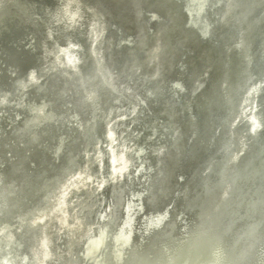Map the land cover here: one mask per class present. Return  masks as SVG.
Wrapping results in <instances>:
<instances>
[{
  "label": "water",
  "instance_id": "water-1",
  "mask_svg": "<svg viewBox=\"0 0 264 264\" xmlns=\"http://www.w3.org/2000/svg\"><path fill=\"white\" fill-rule=\"evenodd\" d=\"M20 1L26 3L24 7ZM7 8L6 22L0 17V53L5 62L0 69V94L6 92L0 97V114L7 117V125L0 118V192L5 200L0 236L6 233L9 237L3 242L0 239V253L4 247L8 250L13 245L14 251L19 245L17 250L32 261L39 253L34 249L40 238L51 249L55 241L66 245V233L57 240L51 231L58 222L48 223V217L33 219L53 199L62 202L61 184L81 167L108 178L98 191L103 194L100 197L83 187L64 197L75 194L85 202L83 210L76 212L85 226L102 224L109 235L111 226H139L148 223L150 215L167 211L166 223L150 229L151 236L135 245L124 264H251L247 256L259 249L264 238V0H0V14ZM38 9L46 17L39 16ZM127 27L134 35L124 33ZM138 27L141 42L147 39L151 46L148 50L147 46H142L144 51L138 48ZM249 30L253 31L250 40L245 35ZM33 33L38 37L37 49L25 51L19 42ZM41 37L48 43L44 47ZM71 42L78 46H70ZM170 42L173 47L167 59L165 49ZM61 46L78 52L79 58L60 51ZM122 47L134 49L114 55L111 60L118 62V68L109 70L106 54ZM250 48L260 49L261 57ZM183 50L177 60L174 56ZM163 56L166 69H174L165 82L160 77L162 64L159 66ZM133 57L143 59L142 69ZM87 64L89 70L84 73ZM114 69L121 70L119 75ZM143 69L151 73L138 77ZM31 71L35 75H29ZM131 76L143 89L142 95L133 87L125 89L133 81ZM53 77L60 79L54 80L58 85L45 87ZM22 79L26 84L18 81ZM156 83L161 84L150 89ZM228 89L232 90L229 105L225 102ZM19 92L24 98L15 100ZM38 93H48V97ZM100 93L104 95L102 106L97 100ZM33 95L39 97L38 103L32 101ZM186 98L201 101L198 106L182 107L179 102ZM43 100L51 101L44 104ZM253 101L258 122L251 129L250 118L240 114ZM61 103L66 116L49 113L51 105ZM124 112L113 128L119 145L124 141L129 145L128 133L138 131L140 143H136L143 149L131 156L148 169L145 177H139L144 180L139 187L129 183L133 178L125 181V176L120 183L109 178L110 153L104 145L108 142L107 123ZM155 116L158 123L151 121ZM175 116L184 127L190 126V120L196 133L185 140L187 135L171 121ZM48 126L54 127V133L40 141L35 131ZM182 139L183 148L179 145ZM149 141L161 146L153 148ZM99 143L103 153H96ZM241 147L243 151L235 157ZM153 173L155 178L150 179ZM155 179H159L156 184ZM134 188L141 190L140 209L147 214L139 222L128 218L126 195ZM108 203L110 207L105 209ZM103 208L110 214L100 218ZM68 209L71 221L72 207ZM134 236L131 233L130 241ZM80 247H71L74 256L69 261L90 264L88 259L81 262L85 252Z\"/></svg>",
  "mask_w": 264,
  "mask_h": 264
},
{
  "label": "bare ground",
  "instance_id": "bare-ground-1",
  "mask_svg": "<svg viewBox=\"0 0 264 264\" xmlns=\"http://www.w3.org/2000/svg\"><path fill=\"white\" fill-rule=\"evenodd\" d=\"M20 3H21V5H22V7H24L25 6V4L26 3H24V2H22V1H20ZM9 11V9L7 8L6 10H4V13L3 14H0V17L2 18V16L5 14V13H7ZM39 11V10H38ZM40 14V13H39ZM6 16V17H5ZM5 16H3V18L1 19V22H6V18L8 17V15H5ZM44 17H45V15H44ZM7 20H9V19H7ZM110 26H111V22H110ZM123 25H121V27H122ZM124 27V26H123ZM140 28L141 27H138V30L136 31V33L138 34V38H139V44H138V48H139V50L140 51H144V48H145V46H147L148 48H146L147 50L148 49H150L151 48V46H149L148 45V43H147V39H142V42H141V34H140ZM118 29V28H117ZM243 29V28H242ZM121 32V31H120ZM125 32L126 33H128V32H132V33H135V32H133V31H131V29L129 30V29H126L125 30ZM253 33V31H251V30H249V31H247V33L245 34L246 36H247V38L250 40V38H251V34ZM35 35V34H34ZM121 35V34H120ZM133 35V34H132ZM118 36H119V34H118ZM112 37H115V35L114 34H112ZM34 38H36V37H34ZM42 38V41H44L43 40V37H41ZM118 38V37H117ZM137 38V39H138ZM26 39L28 40V37H27V35H26ZM31 39V38H30ZM37 39V38H36ZM33 40V39H32ZM31 40V41H32ZM29 41V40H28ZM41 41V42H42ZM21 42H23V41H21ZM35 42V41H34ZM26 43L27 42H25V47H26ZM32 43V42H31ZM164 43V42H163ZM42 44H43V47L44 46H46V44H48L47 42H42ZM29 45V44H28ZM31 45V44H30ZM34 45H35V43H34ZM70 46H72V47H76V46H78V42H71V44H69ZM167 45V44H166ZM37 46V45H36ZM144 48H143V47ZM168 46V45H167ZM173 47V45L171 44V42L169 43V46L165 49L166 50V54L167 53H169V54H167V59H168V56L169 55H171L170 54V52L169 51H171V49H170V47ZM257 46L256 45H254V49L256 48ZM24 48V47H23ZM28 48H30V47H28ZM27 48V49H28ZM32 48V47H31ZM34 48V47H33ZM37 48V47H36ZM27 49H25V50H27ZM130 49H133V48H130ZM136 49V48H135ZM29 50V49H28ZM31 50V49H30ZM30 50H29V52H30ZM64 50H67V54H68V56L70 55V57H76V58H79V53L78 52H76V51H74V50H68L67 49V46H61V48H60V51H64ZM111 52H112V55L110 54V53H108V55L106 54V56H108V57H110V60L113 58V56L114 55H116V54H119V53H121V52H123V53H125L122 49H118V50H114V48H111V50H110ZM179 51V50H178ZM254 51V53H255V56L256 55H259L260 57H261V53H260V49L258 50V52L256 51V50H253V49H251L250 48V52H253ZM185 52V50H183L180 54L178 53L177 55H175L174 57L177 59V60H180L181 59V55L183 54ZM165 54V55H166ZM3 56V55H2ZM254 56V57H255ZM264 56V55H263ZM108 57H107V62L109 63V64H114V65H111V66H109V65H107L106 64V66L107 67H111L112 68V66L114 67V68H118L117 67V65H118V62L117 61H114L113 62V60H109L108 59ZM133 58H135V64H137L138 65V67H139V65H140V68L142 69L143 68V59L142 58H140V57H133ZM2 59H3V57H2ZM56 59L60 62V63H62L61 62V59H60V57L57 55V57H56ZM154 59H156V56L154 57ZM167 59L163 56L162 57V60H160V62H159V66H161V64H162V70L163 71H161L160 70V77H162V79L164 78V82L166 81L165 79H168L170 76H171V73L173 72V68H171V71L170 70H167L166 69V67H167ZM132 60V58H130V59H128L127 61H125L126 62V65L130 62ZM185 63H186V61L185 60H183ZM2 62V61H1ZM188 63V62H187ZM98 64H99V60H98ZM125 64V63H124ZM1 65V64H0ZM11 67H14V66H11ZM2 68V67H1ZM110 68V69H111ZM145 68V67H144ZM109 69V70H110ZM166 69V72H168V73H170V74H167L164 70ZM88 70H89V64H87L85 67H84V69H83V72L84 73H86V72H88ZM115 71H116V75H119V71H121V70H123V68L121 69V70H119V69H114ZM144 71L141 73V75L140 76H138V77H143V76H149V74L151 73V70L150 69H143ZM125 71V70H124ZM126 72V71H125ZM176 72V71H175ZM120 74H121V72H120ZM29 75H35V72L34 71H31L30 73H29ZM178 76V75H177ZM181 76V75H180ZM53 78H55V79H51V78H49L48 79V81H46V84H45V87L47 86V87H51V86H54V87H56L57 85H58V83L57 82H55L54 80H58V81H60V79H57V77H53ZM36 79L38 80V81H40L39 80V78L38 77H36ZM136 79V78H135ZM135 79L132 81V83H129V82H127V87L128 88H126L125 87V89H129L130 87H133V89H136L137 90V94L138 95H142V92L141 91H143V89L142 88H140V86H139V84H137L136 82H135ZM179 80H183V78H182V76L181 77H179L178 78ZM203 80V79H202ZM201 80V81H202ZM19 82H21V84H26V81L25 80H18ZM125 82H126V79L124 80ZM260 83V82H259ZM159 84H161V83H156V84H154L153 86H149L150 87V89H151V87H153V88H155L154 86H159ZM227 84H228V81H227ZM252 87V86H251ZM253 87H255V86H253ZM228 91H229V93L226 95V98H225V102L227 103V105H229L228 104V99H229V95H230V93H232V90H229L228 89ZM52 94H53V91L51 92ZM93 93H94V90H93ZM4 94H6V92L5 91H3L1 94H0V97H3V95ZM103 93H100V94H98L97 95V100L99 99V101H98V104L100 105V106H102V103H103V100H104V95H102ZM38 95L40 96V97H42V96H44V97H48V93H44V94H42V93H38ZM24 96V94L21 92H19V93H16L15 95H14V99L15 100H19V99H22V98H24L23 97ZM38 96L37 95H33L32 97H31V99H32V101L33 102H37L36 100L39 98H37ZM43 97V98H44ZM26 98V97H25ZM165 100L166 99H168V102L169 103H171L170 101H169V98H164ZM186 99H188L187 101H185L184 102V99H181L182 101L181 102H179L180 104H181V106L182 107H184V106H188V105H191V104H193V105H196V106H198L199 104H200V98H198V99H195V98H193L192 100H191V98L189 99V98H186ZM204 99H207V98H205L204 97ZM2 100V99H1ZM47 100V99H46ZM46 100H43L44 101V104H48V101H51V100H48V101H46ZM96 99L94 100V101H97ZM70 101L71 102H73V98H71L70 99ZM38 103V102H37ZM37 103H35V104H37ZM255 104V105H254ZM40 104H38V105H36V106H38V107H44V105H40ZM62 105H63V103H61V104H55V105H51V108H50V111H49V113L50 114H52L53 116H62V117H64V116H66V114L65 115H63L62 113H64V110H63V107H62ZM184 105V106H183ZM222 105H223V107H225V105L222 103ZM255 106V107H254ZM133 107H136L135 106V103L133 104ZM257 107V105H256V103H255V101H253L252 102V105L251 104H248V105H246L245 107H243V109L241 110V114H240V116H242V114H243V112L245 113V115H246V117H248V118H250V120H251V129H253L254 127H255V125L257 124V122H258V120L256 119V116H257V112H255V113H253V111L255 110V108ZM111 109H112V107H111ZM156 112H158L157 111V109H156ZM183 112H184V110H183ZM247 112H249V113H247ZM7 113V112H6ZM47 113H48V111H47ZM159 114H161V112L159 113ZM159 114H157L156 113V115L157 116H159ZM5 115V114H4ZM3 115V116H4ZM124 115H125V112L124 113H122V114H120L119 116H117L116 118H113V119H111L108 123H107V132H106V136H107V138H108V142H106L104 145L108 148V151H109V153H110V165H111V173H110V177L109 178H111V180H113V182H115V181H117L118 180V183H120L121 182V179L123 178V177H125L126 176V179H125V181H127V179H129V178H134L136 175H138L140 178L141 177H145L146 175H147V167H145V165H143V163L141 162V163H137V159H135L136 157H132L131 156V154L132 153H134V151L135 152H138V150H141V149H143V145H141V144H136L135 143V146L133 145V146H129L125 141L123 142V143H120V145H119V141H118V136H117V132L114 130V128H113V126L115 125V123L114 122H116L115 120H117V119H120V118H123L124 117ZM157 116H155L154 118H151L152 120L151 121H154V122H156V123H158V118L159 117H157ZM28 118H30L28 115H27V117H26V119H28ZM171 121L173 122V123H175L177 126H179L178 128L181 130V133L183 134V135H187L186 137H185V140H187V138H188V136H189V134L190 133H196V128H195V125L189 120V122H190V126L189 127H184V125L183 124H178L179 122H178V120H177V117L175 116L174 118H172L171 119ZM195 121H197V120H194V122ZM153 122V123H154ZM178 122V123H177ZM112 123H114L113 125H112ZM125 123V121H123V123L122 124H124ZM146 123H147V121H146ZM5 125V124H4ZM172 125V124H171ZM129 126V124L128 125H126V127H128ZM176 126V127H177ZM109 127V128H108ZM2 129V128H1ZM42 131H44V133H45V135H42ZM54 131H55V129H54V127H52V126H48L47 128H45L44 130H42V129H38V130H36L35 132H36V134H38V136L40 137V141H44V139H46V138H48V137H50V135L51 134H53L54 133ZM122 132L123 131H121L120 132V134H122ZM134 132H138L137 130L135 131H133V133ZM71 134H72V132H70ZM212 135H213V133H212ZM216 137L217 136H211V138L210 139H212V141H211V143L216 139ZM124 140H127L126 138H124ZM185 140H181L180 141V143H179V145H180V147L181 148H183V145L185 144ZM126 143V144H125ZM140 143V142H139ZM244 143V142H243ZM149 144V143H148ZM213 144V143H212ZM151 147H153V148H157V147H160L161 146V144L160 145H158L157 146V144H152L151 143V145H150ZM96 147H97V152L96 153H103L102 152V149H101V145H100V143L99 144H97L96 145ZM137 147V148H136ZM14 148V147H13ZM119 148V149H118ZM136 148V149H135ZM16 150H15V152H17V155L19 156V157H23V154H22V152H21V150H19V149H17V148H15ZM243 149H244V147H241L240 148V150H238V151H235L234 152V156L235 157H237L238 155H239V153L240 152H242L243 151ZM126 152H128V155L129 156H127L126 155ZM139 153V152H138ZM89 155V154H88ZM234 159V158H233ZM161 160V159H160ZM159 159L157 160V161H160ZM161 162H162V160H161ZM86 164H87V162H86ZM86 164H85V166L84 167H86ZM143 167V168H142ZM167 167H169V166H167ZM166 167V168H167ZM145 169V170H144ZM169 171V170H168ZM136 172H139V174H137ZM73 174L70 176V178L67 180L68 182L67 183H62L61 185H62V190L59 192L60 193V195L61 196H63L62 198H63V200H62V202L59 200V199H57V201H54V199L52 200V201H50V206L44 211V213H42L41 215H37L36 217H35V219H33V220H44V218H49L48 219V223H51V222H58L57 223V225H54V230H53V228H51V231H53V232H55L56 234H57V240L59 239V237H60V235L62 234V232L63 233H66L67 234V241L69 240L70 241V239H72V237L70 236V234H71V230L72 229H74L75 231H76V226H73V225H71V223H73L74 225L75 224H80L81 225V227H79V229L78 230H84V232L82 233V235L83 234H85L86 232H88V234L87 235H84L85 236V242L84 243H81L80 244V248H81V252H85V257H84V259H87L86 257H88V259L90 260V261H92V263H94V260H91V258L88 256L89 254H94V253H97V257H96V261H95V263L94 264H114L115 263V261H114V256L116 255V254H119V252H120V258H121V262H120V264H124V261H126L127 260V256L129 255V254H131V253H133L134 252V250L136 249L135 248V245L137 244V243H140L141 241H144L146 238H149L151 235V233H152V231L150 230V229H154L155 230V228H157V227H159L160 225L162 226L164 223H166V210H165V212H158L156 215L155 214H152V215H150V216H148V217H150L149 218V220L147 221L148 223H146L145 224V222L146 221H144L143 222V224H141V225H135V224H130V223H128V224H126V225H121V226H118V229H114V227H110V230H111V232H112V234H109V235H106L107 233H106V231H107V226H104V225H102V224H98L95 228H94V224H90V225H88V227H87V225L86 226H83V225H85L83 222H82V219L80 218V216H79V214L77 213L76 214V212L78 211H81V210H83V208H84V205H85V202L84 201H82V200H80L79 199V197L78 196H75V194L71 197V198H65L64 199V197L66 196V195H69V194H71L72 192H73V189H76L77 191H80L81 189H79L80 187H83V188H85V190H87V191H90V192H88V193H90V194H93V195H95V196H101V195H103V194H99L100 192H98L99 190H101V188H102V186H103V184L108 180V178L106 177V176H104V175H102V176H94L93 174H89V173H87L86 171H85V168L84 169H82L81 167L80 168H78V170H76V172L74 173V172H72ZM150 173H152V172H150ZM154 173L153 174H151L150 175V179H152V178H155L154 177ZM138 176H137V178H138ZM136 178V177H135ZM134 178V179H135ZM139 179V178H138ZM137 180V179H136ZM156 180L157 181H159V179H155V181H154V184H156L155 182H156ZM137 182V181H136ZM139 182V181H138ZM140 182H142V181H140ZM131 183V182H130ZM134 183V182H133ZM144 183V182H143ZM140 184V183H139ZM138 185V184H137ZM136 189V188H135ZM135 189H133V192H134V190ZM93 190H96L97 192H94ZM77 191H75V192H77ZM127 192V191H126ZM223 192H226V190H224ZM1 193L2 192H0V212L5 208V205H4V203L3 202H5V200H4V197L1 195ZM131 193V192H130ZM130 193H129V196H130ZM99 194V195H98ZM133 193H131V195H132ZM141 194H142V192H141V190H135V192H134V196L135 197H131V198H136L135 200L136 201H134V200H130L129 198V200H126V203H127V206L129 207V212H128V218L129 219H136V215L139 213L140 215L142 214V213H144V212H142L141 213V209H140V204H139V197L141 196ZM125 196V194L123 195V193L121 194V198H125L124 197ZM128 196V197H129ZM126 199H127V197H126ZM101 202L102 203V201L101 200H98V202ZM101 203H99L100 204V207H101ZM183 205H184V203H183ZM68 206H70V207H72V211H71V213H72V216H71V221H69V209H68ZM180 206H182V204L180 205ZM179 206V207H180ZM103 207H105V209H106V207H110V204L108 203V204H105ZM120 208V207H119ZM51 213V214H50ZM48 214H50L49 216H48ZM100 218H102V217H104V216H107V214L108 213H106V210H104V208H103V210H101L100 211ZM110 214V213H109ZM109 214H108V216H109ZM143 215V214H142ZM139 216V215H138ZM138 216H137V218H138ZM155 216V217H154ZM178 216V215H177ZM141 218V217H140ZM142 218H144V216L142 217ZM141 218V219H142ZM177 218V217H176ZM75 219H80L81 221H76L75 222ZM153 219H157V220H154L153 221ZM137 220V219H136ZM44 222V221H43ZM174 224H177V223H175L174 222ZM19 225H22V224H20L19 223ZM185 225H186V227H188V228H190L191 227V225H189V223H185ZM185 225H181V227H185ZM13 225H9V229H10V227H12ZM2 232V229H0V233ZM133 232L135 233V236L134 237H132V241H130V235H131V233L133 234ZM146 232H148L147 234H146ZM9 233V232H8ZM12 233V232H11ZM110 236H114L115 238H116V242H114V240L112 241V239L111 240H109V238H110ZM9 236H7V234L5 233V234H3V235H1L0 236V239H1V241L3 242L6 238H8ZM185 237V236H184ZM184 237L182 238V239H184ZM46 239V241L48 242V240H47V238H45ZM68 241V242H69ZM68 242H66V247H70V249H67V250H65L66 248H64V247H60L61 248V250H62V248H63V252L65 253V251H67V252H70L71 251V247H72V244H70V243H68ZM110 243V245H109V243ZM46 242H45V240L44 239H42V238H40V243L38 242V246H35V249H34V251H36V249L38 248L39 249V253L35 256V259H33L32 261H30V260H26V258L23 256V252H19V251H21L20 249H18L17 250V246H19V245H16V247L14 248V251H13V245H10L8 248V250H4L5 249V247L3 248V251L0 253V264H42L43 263V261H44V264H47L46 262H48V261H50L51 259H52V253H53V255H54V253H55V257H58V254H61V252H60V250H58V249H54V251H53V249H51V248H49L48 247V244H45ZM58 243H56V241L54 242V246H56ZM62 245V244H61ZM68 245V246H67ZM87 245V247H85ZM76 246V245H75ZM264 238H263V240H262V243L260 244V247H262V248H260L259 247V249H255L253 252L252 251H250V253H249V255L247 256V258H248V260H250L251 261V264H264ZM216 250H218V249H216ZM122 251V252H121ZM217 253L219 254V256H220V254H221V252H218L217 251ZM217 253L215 252V256H218L217 255ZM263 254V255H262ZM64 255V254H63ZM52 256V257H51ZM43 261H42V260ZM88 260V261H89ZM68 262H69V260H68ZM91 264V263H90ZM242 264V263H241Z\"/></svg>",
  "mask_w": 264,
  "mask_h": 264
},
{
  "label": "rangeland",
  "instance_id": "rangeland-1",
  "mask_svg": "<svg viewBox=\"0 0 264 264\" xmlns=\"http://www.w3.org/2000/svg\"><path fill=\"white\" fill-rule=\"evenodd\" d=\"M39 10V9H38ZM40 13V14H39ZM101 13V12H100ZM103 14H104V12H102ZM101 13V14H102ZM38 15L39 16H41V17H44V13L42 12V11H38ZM45 17H46V15H45ZM126 29H129L130 30V27H127ZM125 29V30H126ZM140 31V30H139ZM125 34H127V35H131L132 36V34L134 35V33H130V32H128V33H126V32H124ZM111 36H112V33H111ZM28 37V40L26 39V36H24L23 37V39L21 40V41H23V42H19L20 43V45H21V47H24V49H27L28 47H30V48H28L29 50H30V52L31 51H33V49L35 50V49H37L36 47L38 46V37H37V35L35 34L34 35V33H33V36L32 35H30V36H27ZM34 37H36V38H34ZM31 38V39H30ZM33 39V40H32ZM32 40V41H31ZM35 41V42H34ZM25 42H27L26 43V47H25ZM32 42V43H31ZM34 43H35V45H34ZM29 44V45H28ZM31 44V45H30ZM37 45V46H36ZM32 47V48H31ZM34 47V48H33ZM25 50V51H29V50ZM134 49V48H133ZM122 50L124 51V52H126L127 50H130V49H128V47H122ZM132 51H134V50H132ZM1 52V51H0ZM2 53V52H1ZM0 53V64L3 62V63H5L4 62V59H2V54ZM135 54H136V51H134V52H132L131 53V55L132 56H135ZM2 61V62H1ZM107 65H109V66H111V65H114V64H109L108 62L106 63ZM135 65H137V64H135ZM100 66V65H99ZM1 65H0V69H1ZM139 67H140V65H139ZM108 69H110V67H107ZM139 76H140V74H139ZM131 79H133V77L131 76L130 77ZM135 79V78H134ZM133 79V80H134ZM7 115L8 114H10V113H6ZM4 113H1L0 114V118H1V122H5L6 124L5 125H7V117L4 115ZM136 131V130H135ZM129 134V138H131V140L129 141V146H135V143L137 142L136 140H138V142H139V139H138V132H134V133H128ZM151 142H152V140H151ZM151 142L149 141L148 143L149 144H151ZM137 144V143H136ZM137 176L138 175H136L134 178H133V181H129V183L131 182V183H133L135 186H140V185H143L144 183V180H140V179H138L139 178V176H138V178H137ZM137 179V180H136ZM137 181V182H136ZM139 181V182H138ZM140 181H142V182H140ZM140 183V184H139ZM138 184V185H137ZM135 189V188H134ZM135 190H137V189H135ZM135 190H134V192H135ZM134 192H133V190L131 191V193H133L134 194ZM131 193H130V196H129V193L126 195V197H127V199L126 200H134V201H136L135 199L136 198H131V197H135L133 194L131 195ZM129 196V197H128ZM129 198V199H128ZM142 213V212H141ZM143 214V215H142ZM141 215L138 213L137 215H136V219H137V222H139V221H141V220H143L145 217H146V213L144 212V213H142ZM139 215V216H138ZM137 216H138V218H137ZM144 216V218H142ZM142 219H141V218ZM76 221H81L80 219H75V222ZM71 225H73V226H76V231L74 230V229H72L71 230V234H70V236L72 237V239H70V241L68 242V243H70V244H72V246H75L76 245V247L77 246H79L80 247V244H78L79 242H81L82 241V243H84L85 242V240H83V238L85 237L84 235H87L88 234V232H86L85 234H83L82 235V233L84 232V230H78L79 229V227H81V225L80 224H73V223H71ZM83 226H85V225H83ZM112 239V241L114 240V242H116V238L114 237V236H110V238H109V240H111ZM109 243V242H108ZM109 245H110V243H109ZM62 245H60L59 243L56 245V246H54V248H53V251H54V249H58V250H60V252H61V254H58V257H55V253H54V255H53V253L51 254L52 256V259L50 260V261H48V262H46L47 264H72L70 261L68 262V260L69 259H73V256H74V253L72 254V253H70V252H67V251H65V253L62 251L63 250V248H62V250H61V247ZM68 246V245H67ZM70 247H66V249L65 250H67V249H69ZM79 251L81 252V248L79 249ZM122 252V251H121ZM79 253V252H78ZM64 254V255H63ZM78 255V254H77ZM76 256V255H75ZM90 258H91V260H94V263H95V261H96V257H97V253H94V254H89L88 255ZM87 259H88V257H86ZM114 261H115V263L114 264H120V262H121V258H120V252H119V254H116L115 256H114ZM42 260V259H41ZM84 258H83V260H81V262H83L84 263ZM89 260V259H88ZM43 261V260H42ZM90 261V260H89ZM90 263L91 264H94V263H92V261H90ZM42 264H44V261H43V263Z\"/></svg>",
  "mask_w": 264,
  "mask_h": 264
},
{
  "label": "snow or ice",
  "instance_id": "snow-or-ice-1",
  "mask_svg": "<svg viewBox=\"0 0 264 264\" xmlns=\"http://www.w3.org/2000/svg\"><path fill=\"white\" fill-rule=\"evenodd\" d=\"M177 87H179V85H177Z\"/></svg>",
  "mask_w": 264,
  "mask_h": 264
}]
</instances>
